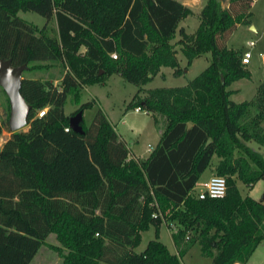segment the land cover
I'll use <instances>...</instances> for the list:
<instances>
[{
  "label": "trees",
  "instance_id": "obj_1",
  "mask_svg": "<svg viewBox=\"0 0 264 264\" xmlns=\"http://www.w3.org/2000/svg\"><path fill=\"white\" fill-rule=\"evenodd\" d=\"M227 1L206 0L187 32L179 23L192 9L181 0H0V56L25 69L47 65L36 61L64 66L58 83L22 75L27 128L0 146V264H29L50 233L59 264H181L197 241L210 264L247 261L264 240V193L242 195L235 175L250 186L264 180V156L246 143L264 146V79L250 99L230 97V83L251 71L226 41L250 23L253 0ZM205 53L208 64L185 84L144 87L162 65L179 76ZM112 73L137 85L127 106L163 124L146 157L132 155L100 107L90 122L83 116L95 100L80 102L82 87ZM70 92L78 106L66 113ZM79 110L81 131L69 122ZM214 154L226 190L201 198L194 187ZM164 222L177 223L176 252L159 239ZM151 226L155 236L137 251Z\"/></svg>",
  "mask_w": 264,
  "mask_h": 264
},
{
  "label": "rangeland",
  "instance_id": "obj_2",
  "mask_svg": "<svg viewBox=\"0 0 264 264\" xmlns=\"http://www.w3.org/2000/svg\"><path fill=\"white\" fill-rule=\"evenodd\" d=\"M186 1V0H185ZM206 0H187L188 6L191 7L192 13L185 19L183 26L187 32H193L199 22V11ZM227 0H222V4L227 5ZM251 15L249 17L250 23H239L230 33L227 38L226 45L233 47L238 51L244 52L249 49L251 51L250 60L246 66L251 69L250 77H241L234 80L232 87L239 89L232 93L231 98L234 101H241L250 99L256 92L260 82L264 79V0H253L251 5ZM19 15L31 22L41 26L45 22V17L33 10H20ZM254 28L250 27V24ZM187 26V28L185 27ZM51 28L49 32H54V22L49 23ZM250 27V28H249ZM179 38L176 34L174 40ZM255 40V45L250 46L248 41ZM179 46L177 45V48ZM181 52H177L180 59ZM210 54L205 53L196 57L192 64L183 74L177 76L172 72V68L164 66L162 72H158L151 80L144 84L146 87L154 86H176L185 84L190 78L199 73L209 62ZM181 65L185 64L183 57ZM35 63L47 64L42 67H35L32 69H25L22 72L23 76L37 77V78H51L55 83L60 81L61 75L64 71V66L59 61H36ZM137 89V85L124 79L119 73H112L107 75L103 82H94L86 84L81 89L80 102L88 99H94L93 106L85 108L83 116L87 122L91 118L97 108L103 109L114 125L117 132L126 140V144L131 150L141 153V156H146L149 153V146L152 149L158 141L161 126L163 124L156 123L150 113L136 111L134 107L127 106L129 100ZM78 106L74 102L73 94L70 92L66 97L64 110L66 113L72 111ZM9 116V101L8 97L0 85V146L9 137L11 130L8 127ZM162 121V120H160ZM27 125L22 126L21 129H26ZM252 148L260 151L264 156V146L255 140H247ZM235 154H243L240 150H235ZM217 155L214 154L208 166L203 170L199 177V182L195 186L194 193L205 188L204 183L214 172V166L217 162ZM236 185L242 195L249 194L252 197L259 198L264 193V180L258 179L253 185L245 184L239 177L235 175ZM171 226V227H170ZM177 227V223L169 225L167 222L161 224L159 239L166 243L169 250L176 251L172 234L173 229ZM154 228L149 227L142 231V238L140 243L135 247L137 251L143 249L149 239L153 238ZM46 242L41 245L38 252L29 264H59L61 255L52 248L49 244H60L55 236V233H50L46 237ZM181 264H210L211 257L201 252L200 243L197 241L180 259ZM235 264V263H234ZM244 264H264V240L260 242L252 251L247 261Z\"/></svg>",
  "mask_w": 264,
  "mask_h": 264
},
{
  "label": "water",
  "instance_id": "obj_3",
  "mask_svg": "<svg viewBox=\"0 0 264 264\" xmlns=\"http://www.w3.org/2000/svg\"><path fill=\"white\" fill-rule=\"evenodd\" d=\"M251 28L254 26L251 24ZM27 67L26 63L13 65L9 58L0 56V85L3 87L9 101L8 127L11 131L19 130L27 125L28 113L31 104L27 102L21 93L22 72ZM82 118V110L71 115L69 118L70 126L77 131H81L79 124ZM190 124V123H189ZM239 262H235L238 264Z\"/></svg>",
  "mask_w": 264,
  "mask_h": 264
},
{
  "label": "built area",
  "instance_id": "obj_4",
  "mask_svg": "<svg viewBox=\"0 0 264 264\" xmlns=\"http://www.w3.org/2000/svg\"><path fill=\"white\" fill-rule=\"evenodd\" d=\"M250 46L255 44V40L250 39L248 41ZM111 56L117 57L116 51L110 52ZM251 51L249 49L244 50L242 53L241 60L244 64L248 63L250 60ZM46 107L40 108L37 111L38 115H43L45 113ZM135 110H144L140 106H136ZM146 111V110H145ZM67 130L68 127H65ZM205 188L198 190L197 194L199 197L203 198L205 196H222L226 190V178L224 175L213 173L209 179L204 183ZM155 215V213H153Z\"/></svg>",
  "mask_w": 264,
  "mask_h": 264
},
{
  "label": "crops",
  "instance_id": "obj_5",
  "mask_svg": "<svg viewBox=\"0 0 264 264\" xmlns=\"http://www.w3.org/2000/svg\"><path fill=\"white\" fill-rule=\"evenodd\" d=\"M181 1H182L183 3H187V0H186V1H185V0H181ZM187 16H188V15H187ZM187 16H186V17H187ZM186 17L183 18V19L180 21L179 24L185 25V19H186ZM251 24H252V23H251ZM251 24H250V25H251ZM253 26H254V25H253ZM185 27L187 28V26H185ZM196 27H197V26H196ZM249 28H250V27H249ZM194 30H195V29H194ZM254 45H255V44H254ZM179 56H180V55H179ZM183 57H184V56L181 54V56H180V62H184V61H183ZM164 66H165V65H162V66L160 67V70H159L158 72L161 71L162 74H164V71H163V69H162ZM249 69H250V68H249ZM187 70H188V69H187ZM250 71H251V69H250ZM156 74H157V73H156ZM154 76H155V75H154ZM236 80H237V79H236ZM232 83H233V81L230 83V85H229L228 87L231 88V89H233L234 92H235V91L238 90L239 88H238V87H232V86H231ZM144 87H146V86H144ZM146 88H147V87H146ZM234 92H233V93H234ZM231 95H232V94H231ZM231 95H230V97H231ZM136 111H137V110H136ZM138 111H141V110H138ZM143 111H144V112H147V111H145V110H143ZM147 113H149V112H147ZM120 136H121V135H120ZM121 137H122V136H121ZM122 138H123V137H122ZM123 139H124V138H123ZM124 140H125V139H124ZM125 142H126V140H125ZM129 148H130V147H129ZM150 148H151V147L149 146V148H148L149 152H150V150H151ZM130 149H131V148H130ZM131 152H132V155H134V156H136V157H146V156L149 154V153H148L146 156H141V155H142L141 153H138V152L133 151V150H131ZM130 155H131V154H130ZM213 173H214V172H213ZM198 182H199V180L197 181L196 185L198 184ZM196 185H195V186H196ZM194 190H196L195 187H194ZM141 250H142V249H141ZM175 252H176V251H175ZM238 264H240V263H238ZM243 264H244V263H243Z\"/></svg>",
  "mask_w": 264,
  "mask_h": 264
}]
</instances>
